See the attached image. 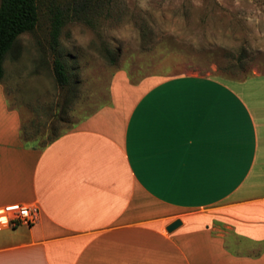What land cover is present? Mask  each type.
<instances>
[{
  "label": "crops",
  "instance_id": "crops-1",
  "mask_svg": "<svg viewBox=\"0 0 264 264\" xmlns=\"http://www.w3.org/2000/svg\"><path fill=\"white\" fill-rule=\"evenodd\" d=\"M233 83L119 73L43 150L0 84V210L38 214L0 225V264H264V75Z\"/></svg>",
  "mask_w": 264,
  "mask_h": 264
},
{
  "label": "rangeland",
  "instance_id": "rangeland-1",
  "mask_svg": "<svg viewBox=\"0 0 264 264\" xmlns=\"http://www.w3.org/2000/svg\"><path fill=\"white\" fill-rule=\"evenodd\" d=\"M65 7L73 0H58ZM1 4V0H0ZM92 25L68 22L59 46L40 12L36 30L20 37L4 62L9 105L19 111L25 145L43 150L111 103L116 75L143 78L198 74L238 84L264 75V0H105ZM68 70L57 81L55 61Z\"/></svg>",
  "mask_w": 264,
  "mask_h": 264
},
{
  "label": "trees",
  "instance_id": "trees-1",
  "mask_svg": "<svg viewBox=\"0 0 264 264\" xmlns=\"http://www.w3.org/2000/svg\"><path fill=\"white\" fill-rule=\"evenodd\" d=\"M105 0H73L65 7L58 0H1L0 4V80L5 74L6 56L13 50L20 37L36 30L40 22V12L46 8L51 20V42L55 49L59 46L62 28L73 20H82L89 25L90 11L101 8ZM57 81L61 85L69 83L68 70L61 59L55 61Z\"/></svg>",
  "mask_w": 264,
  "mask_h": 264
},
{
  "label": "built area",
  "instance_id": "built-area-1",
  "mask_svg": "<svg viewBox=\"0 0 264 264\" xmlns=\"http://www.w3.org/2000/svg\"><path fill=\"white\" fill-rule=\"evenodd\" d=\"M0 211L4 213L6 219L5 222H0V225L12 224L16 225L18 223L33 224L38 218L37 211L35 207L13 204L3 207Z\"/></svg>",
  "mask_w": 264,
  "mask_h": 264
},
{
  "label": "water",
  "instance_id": "water-1",
  "mask_svg": "<svg viewBox=\"0 0 264 264\" xmlns=\"http://www.w3.org/2000/svg\"><path fill=\"white\" fill-rule=\"evenodd\" d=\"M182 224V222L180 220H176L175 222H173L168 228L167 230L169 232L174 231L176 228H178L180 225Z\"/></svg>",
  "mask_w": 264,
  "mask_h": 264
},
{
  "label": "bare ground",
  "instance_id": "bare-ground-1",
  "mask_svg": "<svg viewBox=\"0 0 264 264\" xmlns=\"http://www.w3.org/2000/svg\"><path fill=\"white\" fill-rule=\"evenodd\" d=\"M2 216H0V218H1Z\"/></svg>",
  "mask_w": 264,
  "mask_h": 264
}]
</instances>
